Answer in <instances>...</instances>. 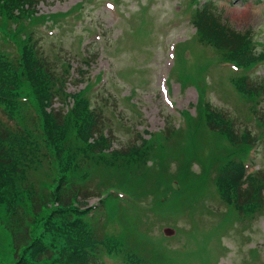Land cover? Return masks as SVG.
<instances>
[{
	"label": "trees",
	"instance_id": "16d2710c",
	"mask_svg": "<svg viewBox=\"0 0 264 264\" xmlns=\"http://www.w3.org/2000/svg\"><path fill=\"white\" fill-rule=\"evenodd\" d=\"M38 2L0 0V107L11 118L8 123L0 120V224L9 238L7 264H106V258L115 264H169L167 256L144 249L135 225L113 211L105 217L116 227L96 229L99 221L89 215L92 207L86 200L91 192L100 196L103 185L89 191L82 184L90 180L87 177L105 179L106 184L112 179L133 178L135 183L140 177L148 179L149 149L165 148L164 140L169 141L170 134L180 135V130L168 119L163 134L107 151L112 136L102 133L108 123L103 109L85 94L92 83L72 95L74 104L66 111L53 107L55 98L65 101L68 97L64 82L69 66L57 74L45 59L35 37L36 27L46 19L35 11ZM191 21L197 39L212 47L221 60L247 69L264 56L254 51L252 28L235 29L215 0H204L193 10ZM231 81L250 104L264 96V75H239ZM198 89L195 115L184 112L189 147L177 159L185 171L195 159L204 173L200 178L189 177L186 185L178 184V193L199 196L206 192V185L207 189L213 185L226 207V217L251 218L264 209V172H246L245 167L255 136L247 129L239 132L208 103L204 87ZM261 116L264 113L258 115L262 121L258 123L264 126ZM202 136L217 148L202 143L193 148ZM225 139L228 144L221 143ZM155 140L158 147L152 144ZM214 162L219 163L211 173L205 167ZM112 172L115 177H110ZM109 184L103 187L106 198L109 189H118Z\"/></svg>",
	"mask_w": 264,
	"mask_h": 264
},
{
	"label": "rangeland",
	"instance_id": "374dc122",
	"mask_svg": "<svg viewBox=\"0 0 264 264\" xmlns=\"http://www.w3.org/2000/svg\"><path fill=\"white\" fill-rule=\"evenodd\" d=\"M192 1L196 6L204 0ZM215 2L235 29L252 28L256 54L264 52V0ZM185 4L183 0H39L35 11L46 16L41 22L50 30L38 32L36 27L35 37L57 74L63 72L65 65L69 66L64 82L68 93L89 87V79L104 72V87L97 93L89 88L85 94L92 104L103 109V118L108 122L104 129L113 136L111 149L139 141V134L143 136L146 129L163 134L168 119L180 130V135L170 134V140H164L165 148L149 149V159L145 161L148 179L140 177L138 183L133 178L107 182L118 190L112 189L114 193L105 199L103 206L90 211L89 215L99 221L96 229L116 227L105 217L113 211L116 217L135 225L144 249L162 253L169 264H264V209L251 218L236 219L226 217V207L218 193L215 201L206 199L208 185L199 196L195 192L178 193L181 189L178 184L186 185L189 177L200 178L204 172L195 159L186 171L178 163L189 145L185 143L187 128L177 123L180 122L177 111L195 113L194 105L200 97L198 87L202 88L204 83L207 88L212 87L207 94L212 104L230 112L238 111L239 118L247 107L224 87L229 70L214 63L219 55L212 57V47L196 40L194 27L183 15ZM173 20L179 21L172 23ZM185 40L191 41L181 44ZM177 43L180 44L173 62L170 53ZM172 62L174 71L169 74ZM254 72L264 75V62ZM101 96L103 103L99 102ZM260 104L264 111V102ZM71 105L69 98L66 102L55 99L52 106L66 109ZM201 143L210 149L217 148L203 136L193 148ZM152 144L158 147L159 142L155 140ZM218 163H208L205 169L213 173ZM253 167L264 171V145L258 146ZM110 177H115V173ZM87 178L90 180L82 184L84 188L95 191L96 184H102L99 189L102 193L106 191L105 179ZM91 194L86 200L88 206L98 204L97 195ZM124 199L126 207L122 210ZM163 226L169 234L173 227L178 232L173 237H164ZM221 228H224L222 236ZM8 250L9 238L0 224L3 254L0 264L8 263L5 256Z\"/></svg>",
	"mask_w": 264,
	"mask_h": 264
},
{
	"label": "water",
	"instance_id": "95a60500",
	"mask_svg": "<svg viewBox=\"0 0 264 264\" xmlns=\"http://www.w3.org/2000/svg\"><path fill=\"white\" fill-rule=\"evenodd\" d=\"M168 229H169V228H168ZM163 232H164V234H165V235H172V234H174V232H175V231L172 229V232H171V234H169V233H167V232H168V230L166 231V230L164 229V230H163Z\"/></svg>",
	"mask_w": 264,
	"mask_h": 264
}]
</instances>
